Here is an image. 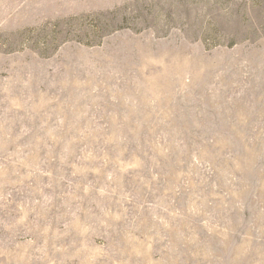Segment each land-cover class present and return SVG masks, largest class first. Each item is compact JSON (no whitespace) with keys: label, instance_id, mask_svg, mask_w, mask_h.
Here are the masks:
<instances>
[{"label":"rangeland","instance_id":"374dc122","mask_svg":"<svg viewBox=\"0 0 264 264\" xmlns=\"http://www.w3.org/2000/svg\"><path fill=\"white\" fill-rule=\"evenodd\" d=\"M0 264H264V0H0Z\"/></svg>","mask_w":264,"mask_h":264}]
</instances>
